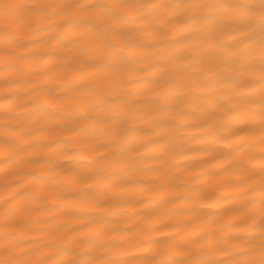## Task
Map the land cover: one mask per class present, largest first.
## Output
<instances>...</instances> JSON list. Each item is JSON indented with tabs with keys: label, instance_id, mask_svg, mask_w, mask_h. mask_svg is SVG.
Returning a JSON list of instances; mask_svg holds the SVG:
<instances>
[{
	"label": "bare ground",
	"instance_id": "obj_1",
	"mask_svg": "<svg viewBox=\"0 0 264 264\" xmlns=\"http://www.w3.org/2000/svg\"><path fill=\"white\" fill-rule=\"evenodd\" d=\"M13 2L26 6L13 15L31 27L17 28L11 42L0 40V79L12 81L0 91V259L54 261L70 253L139 264L164 258L162 245L194 240V233L227 240L232 256L218 259L242 260L244 252L258 251L264 146L258 133L232 131L258 123L260 98L243 106V122L229 123L230 114L211 100L247 94L233 86L230 72L207 88L177 79L181 46L199 56L185 61L189 70H207V57L188 49L179 32L196 28L197 13L166 12L158 32L132 28L136 46L124 45L127 62L114 76H88L90 86L81 88L78 78L87 69L69 70L68 54L82 30L49 9L30 10L64 0ZM15 40L25 47H15ZM224 40L230 47L222 54L231 53L225 63L235 70L246 58V51H236L246 37L230 31ZM82 154L93 158L79 159ZM89 242L95 247L85 251ZM175 252L177 260L193 258L183 248Z\"/></svg>",
	"mask_w": 264,
	"mask_h": 264
},
{
	"label": "snow or ice",
	"instance_id": "obj_2",
	"mask_svg": "<svg viewBox=\"0 0 264 264\" xmlns=\"http://www.w3.org/2000/svg\"><path fill=\"white\" fill-rule=\"evenodd\" d=\"M26 7L13 0H0V20L7 21L0 24V40L11 42L15 30L20 27L30 28L31 24L25 17L14 16V10ZM197 13L195 17L196 28L187 34L183 28H179L181 39L188 42V49H195L199 54L207 57V70H189L185 61L198 59L186 55V49L177 48L178 60L176 66L177 79L186 81L189 85L201 88L211 86L213 80L224 78L225 72H230L234 77L233 86L246 90L247 94L237 92L234 96L216 97L211 103L216 105L220 112L229 113L228 122H243L240 111L243 106L254 103L256 95L260 98V119L258 123L248 121L254 126L247 130L236 128L232 135L255 136L259 134V143L264 146V0H181L172 4L163 0H64L62 3L34 4L30 10L40 12L43 9L51 10V14L59 20L66 21L73 29H81L80 42L69 51V70L85 72L80 76L81 88L90 86L88 76L100 74L103 77L114 76L119 65L127 62L124 45L128 48L135 47L132 38V28L143 30L151 26L153 32H158L156 25L167 22L166 12H175L176 9ZM192 19V17H189ZM183 22H181L182 24ZM236 32L246 37L243 48L236 51L245 52L246 58L239 63L235 70L230 69L225 61L231 53L222 54L224 49L230 47L224 40L226 32ZM203 37L202 39L198 37ZM15 47H25L20 40H15ZM74 63L78 67L71 68ZM223 69V70H220ZM166 76L167 72H161ZM170 83L175 81L170 80ZM12 81L5 75L0 79V91L11 88ZM47 108L56 111L59 108L54 102L45 101ZM43 107V106H42ZM115 123V121H114ZM105 147V145H99ZM95 147L91 149L95 152ZM114 151V150H113ZM103 158V153H96ZM93 157L82 154L79 159H91ZM260 244L259 250L244 252V259H218V256L231 257L232 252L225 246L226 239H218L211 234L196 235V239L188 241L172 240L162 245L164 249L160 253L164 258H148L139 264H264V147L260 152ZM25 198H28L27 196ZM4 239L15 247L13 239L6 234ZM138 247H143L137 244ZM85 251H91L95 244H85ZM176 248H183L186 257L190 259L177 260ZM67 258L50 260L37 258L33 260L13 259L10 255L0 259V264H127V261L119 258L108 257L105 259H76L70 253Z\"/></svg>",
	"mask_w": 264,
	"mask_h": 264
}]
</instances>
